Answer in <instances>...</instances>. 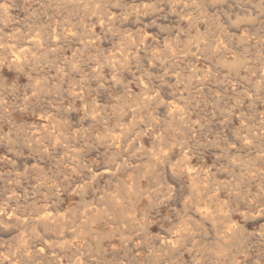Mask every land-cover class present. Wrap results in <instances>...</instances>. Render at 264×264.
<instances>
[{"label":"rangeland","instance_id":"rangeland-1","mask_svg":"<svg viewBox=\"0 0 264 264\" xmlns=\"http://www.w3.org/2000/svg\"><path fill=\"white\" fill-rule=\"evenodd\" d=\"M263 144L264 0H0V264H264Z\"/></svg>","mask_w":264,"mask_h":264},{"label":"bare ground","instance_id":"bare-ground-1","mask_svg":"<svg viewBox=\"0 0 264 264\" xmlns=\"http://www.w3.org/2000/svg\"><path fill=\"white\" fill-rule=\"evenodd\" d=\"M177 5H178V4H177ZM179 7H180V6H179ZM187 22H188V21H187ZM144 36H145V35H144ZM37 39H38V38H37ZM146 39H147V38H146ZM140 40H141V39H140ZM31 41H32V40H31ZM28 42H29V41H28ZM31 43H32V42H31ZM22 45H23V44H22ZM12 47H13V46H12ZM23 47H24V46H23ZM14 48H15V47H14ZM16 48H17V47H16ZM32 49H33V48H32ZM22 50H24V48H23ZM28 50H29V49H28ZM30 50H31V49H30ZM25 51H26V50H25ZM22 54H23V53H22ZM13 55H14V53H13ZM16 56H17V55H16ZM18 56H19V55H18ZM25 57H26V55H25ZM17 58H19V57H17ZM13 59H14V58H13ZM11 60H12V59H11ZM15 60H16V59H15ZM18 61H19V60H18ZM18 61H17V62H18ZM17 62H14V64L17 63ZM19 62H20V61H19ZM12 64H13V63H12ZM18 64H19V63H18ZM17 66H19V65H17ZM124 68H125V67H124ZM184 71H185V70H184ZM101 78H102V77H101ZM58 80H59V79H58ZM97 82H98V81H97ZM99 82H100V81H99ZM145 89H146V88H145ZM92 90H93V89H92ZM92 90H91V91H92ZM105 90H106V89H105ZM141 90H142V89H141ZM146 90H148V89H146ZM75 91H76V90H75ZM96 91H97V90H96ZM72 92H73V91H72ZM106 93H107V91H106ZM99 94H100V93H99ZM147 94H148V93H147ZM100 95H101V94H100ZM138 96H139V95H138ZM156 96H157V95H156ZM153 97H155V96H153ZM153 97H152V98H153ZM157 97H159V96H157ZM159 98H160V97H159ZM165 98H166V97H165ZM71 99H72V98H71ZM154 99H156V98H154ZM171 99H172V98H171ZM171 99H170V100H171ZM98 100H99V99H98ZM148 100H150V99H148ZM160 100H161V98H160ZM71 101H72V100H71ZM74 101H75V100H74ZM120 101H121V100H120ZM146 101H147V100H146ZM157 101H158V100H157ZM175 101H176V100H175ZM56 102H57V101H56ZM69 102H70V101H69ZM72 102H73V101H72ZM93 102H94V101H93ZM97 102H98V101H97ZM134 102H135V101H134ZM143 102H145V101H143ZM147 102H148V101H147ZM152 102H153V101H152ZM154 102H155V101H154ZM178 102L180 103V101H178ZM178 102H176V103H178ZM145 103H146V102H145ZM155 103H156V102H155ZM176 103H175V104H176ZM179 103H178V104H179ZM124 104H125V103H124ZM164 104H165V103H164ZM167 104H168V103H167ZM70 105H71V104H70ZM78 105H79V104H78ZM138 105H139V104H138ZM149 105H150V101H149ZM57 106H58V105H57ZM81 106H82V105H81ZM117 107H118V106H117ZM117 107H116V108H117ZM169 107H170V106H169ZM178 107H179V106H178ZM84 108H85V107H84ZM92 108H93V107H92ZM92 108H89V109H92ZM94 109H96V107H95ZM94 109L92 110V112L94 111ZM58 111H59V110H58ZM100 111H101V110H100ZM175 111H177V110L175 109ZM175 111H174V112H175ZM60 112H61V111H60ZM88 112H89V111H88ZM99 113H100V112H99ZM178 113H179V111H178ZM178 113H177V114H178ZM172 114H173V113H172ZM88 116H89V115H88ZM174 116H175V115H174ZM82 117H83V116H82ZM94 117H95V116H94ZM131 117H132V116H131ZM146 118H147V117H146ZM91 120H92V119H91ZM172 120H173V119H172ZM88 121H89V120H88ZM126 121H127V120H126ZM74 122H75V121H74ZM83 122H84V121H83ZM86 122H87V121H86ZM168 122H169V121H168ZM174 125H175V124H174ZM184 125H185V124H184ZM119 127H120V126H119ZM144 128H145V127H144ZM184 128H185V127H184ZM45 132H46V131H45ZM177 132H178V131H177ZM177 132H176V133H177ZM121 133H122V132H121ZM123 133H124V132H123ZM188 133H189V132H188ZM97 136H98V135H97ZM58 137H59V136H58ZM74 137H75V136H74ZM127 137H128V136H127ZM136 137H137V136H136ZM254 137H255V136H254ZM86 138H87V137H86ZM104 138H106V137H104ZM156 139H157V138H156ZM161 139H162V138H161ZM107 140H108V139H107ZM242 140H243V139H242ZM58 141H59V140H58ZM97 141H101V140H97ZM104 141H105V139H104ZM110 141H111V140H110ZM164 141H165V140H164ZM225 141H226V140H225ZM255 141H256V140H255ZM133 142H134V140H133ZM138 142H139V141H138ZM155 142H157V141H155ZM214 142H215V141H214ZM220 143H221V142H220ZM171 144H172V143H171ZM263 145H264V144H263ZM213 146H214V145H213ZM121 148H122V147H121ZM244 148H245V147H244ZM73 149H74V148H73ZM153 149H154V148H153ZM249 149H250V148H249ZM164 150H165V149H164ZM173 150H174V149H173ZM173 150H172V151H173ZM262 150H263V149H262ZM73 151H74V150H73ZM154 151H155V150H154ZM172 151H171V152H172ZM182 151H183V149H182ZM174 152H175V151H174ZM183 152H184V151H183ZM132 153H133V152H132ZM123 154H124V153H123ZM171 154H173V153H171ZM187 154H188V153H187ZM103 155H104V154H103ZM103 155H102V156H103ZM140 155H141V153H140ZM217 155H218V154H217ZM226 155H227V154H226ZM119 156H120V155H119ZM121 156H122V155H121ZM186 156H187V155H186ZM65 157H66V156H65ZM106 157H107V156H106ZM110 157H113V156H110ZM145 157H146V156H145ZM172 157H173V155H172ZM178 157H179V156H178ZM187 157H188V156H187ZM102 158H103V157H102ZM113 158H114V157H113ZM118 158H120V157H118ZM130 158H131V157H130ZM132 158H133V157H132ZM174 158H175V157H174ZM263 158H264V155H263ZM68 159H69V158H68ZM109 159H110V158H109ZM109 159H108V161H111V160H109ZM114 159H115V158H114ZM153 159H154V158H153ZM156 159H157V158H156ZM167 159H168V158H167ZM167 159H166V160H167ZM170 159H171V156H170ZM177 159H178V158H177ZM180 159H181V158H180ZM185 159H186V158H185ZM185 159H184V157H183V160H185ZM258 159H259V158H258ZM77 160H78V159H77ZM105 160H106V159H105ZM130 160H131V159H130ZM132 160H135V159L133 158ZM159 160H160V159H159ZM189 160L191 161V159H189ZM189 160H187V161H189ZM23 161H24V160H23ZM66 161H67V160H66ZM113 161H114V160H113ZM170 161H171V160H170ZM205 161H206V160H205ZM62 162H63V161H62ZM73 162H74V161H73ZM76 162H77V161H76ZM121 162H122V161H121ZM152 162H153V161H152ZM178 162H179V161H178ZM184 162H185V161H184ZM260 162H261V161H260ZM106 163H107V162H106ZM110 163H111V162H110ZM112 163H113V162H112ZM115 163H116V160H115ZM125 163H126V162H125ZM160 163H161V162H160ZM164 163H165V162H164ZM79 164H80V163H79ZM88 164H89V163H88ZM120 164H121V163H120ZM126 164H128V163H126ZM152 164H153V163H152ZM158 164H159V162H158ZM166 164H167V162H166ZM168 164H170L169 161H168ZM172 164H173V163H172ZM179 164H180V163H179ZM185 164H187V162H186ZM217 164H218V163H217ZM104 165H105V163H104ZM111 165H112V164H111ZM118 165H119V163H118ZM138 165H139V164H138ZM147 165H149V164H147ZM98 166H99V165H98ZM106 166H107V165H106ZM113 166H114V165H113ZM159 166H160V165H159ZM178 166H179V165H178ZM183 166H184V164H183ZM187 166H188V165H187ZM196 166H197V165H196ZM196 166H193V167H196ZM16 167H17V166H16ZM72 167H73V166H72ZM114 167H115V166H114ZM121 167H122V166H121ZM125 167H127V165H126ZM128 167H129V166H128ZM139 167H140V166H139ZM197 167H198V166H197ZM81 168H82V167H81ZM85 168H86V167H84L83 170H84ZM88 168H89V167H88ZM88 168H87V169H88ZM122 168H123V167H122ZM151 168H152V167H151ZM169 168H170V166H169ZM178 168H179V167H178ZM181 168H182V166H181ZM181 168H179V169H181ZM184 168H185V166H184ZM208 168H209V167H208ZM87 169H86V170H87ZM116 169H117V168H116ZM125 169H126V168H125ZM132 169H133V168H132ZM166 169H167V166H166ZM202 169H203V168H202ZM204 169H205V168H204ZM204 169H203V170H204ZM88 170H89V169H88ZM139 170H140V169H139ZM169 170H170V169H169ZM174 170H175V169H174ZM174 170H173V171H174ZM176 170H177V169H176ZM181 170H182V169H181ZM181 170H180V171H181ZM186 170H187V172L190 173V174H193V173L195 172V169H194V172L192 171L193 168H192L191 166H188V167L186 168ZM197 170H199V169H197ZM205 170H207V169H205ZM215 170H216V169H215ZM159 171H160V170H159ZM163 171H164V170H163ZM199 171H200V170H199ZM66 172H67V171H66ZM90 172H91V171H90ZM104 172H105V171H104ZM111 172H112V171H111ZM161 172H162V171H161ZM183 172H184V171H183ZM207 172H208V171H207ZM209 172H210V171H209ZM253 172H254V171H253ZM100 173H101V172L99 171V174H100ZM117 173H118V172H117ZM178 173H179V171H178ZM195 173H196V172H195ZM103 174H104V173H103ZM109 174H110V173H109ZM170 174H172V173H170ZM190 174H188V175H190ZM205 174H206V173H205ZM78 175H79V174H78ZM101 175H102V173H101ZM101 175H100V176H101ZM105 175H108V174L105 173ZM184 175H185V174H184ZM198 175H199V174H198ZM212 175H213V174H212ZM91 176H92V175H91ZM96 176H97V175H96ZM108 176H109V175H108ZM257 176H258V175H257ZM82 177H85V174H84V176H82ZM111 177H114V176H111ZM143 177H144V176H143ZM196 177H197V176H196ZM206 177H207V176H206ZM206 177H205V179H206ZM91 178H92V177H91ZM103 178H104V177H103ZM109 178H110V177H109ZM129 178H130V177H129ZM129 178H128V179H129ZM173 178H174V177H173ZM198 178H199V176H198ZM59 179H60V178H59ZM93 179H94V178H93ZM93 179H91V180H93ZM96 179H97V178H96ZM132 179H134V178L132 177ZM171 179H172V178H171ZM191 179H192V178H191ZM200 179H201V178H200ZM200 179H199V180H200ZM213 179H215V178H213ZM262 179H264V178H262ZM121 180H122V179H121ZM84 181H86V179H85ZM98 181H99V180H98ZM112 181H113V180H112ZM159 181H160V180H159ZM82 182H83V180H82ZM94 182H95V181H94ZM123 182H125V181H123ZM131 182H132V180H131ZM131 182H130V185H132ZM152 182H153V181H152ZM199 182H200V181H199ZM206 182H207V181H206ZM214 182H215V184H216V181H214ZM87 183H89V182H87ZM91 183H92V182H91ZM191 183H192V182H191ZM202 183H203V182H202ZM58 184H59V183H58ZM125 184H126V182H125ZM208 184H209V183H208ZM74 185H75V184H74ZM83 185H86V183L83 184ZM83 185H82V186H83ZM126 185H127V184H126ZM192 185L194 186L195 184H194V183L191 184V185H190V188H191ZM205 185H206V184H205ZM67 186H68V185H67ZM76 186H77V183H76ZM78 186H79V184H78ZM82 186H81V187H82ZM110 186H111V185H110ZM132 186H133V185H132ZM134 186H135V184H134ZM134 186H133V187H134ZM173 186H174V185H173ZM208 186H210V184H209ZM214 186H215V185H213V187H214ZM56 187H57V186H56ZM90 187H92V184H91ZM129 187H130V186L128 185V188H129ZM204 187H205V186H204ZM213 187H211V188L213 189ZM49 188H50V187H49ZM51 188H52V187H51ZM77 188H79V187H77ZM84 188H88V187H85V186H84ZM211 188H209V189H211ZM214 188H215V187H214ZM67 189H68V188H67ZM69 189H70V188H69ZM79 189H80V188H79ZM185 189H186V188H185ZM209 189H207L208 192L210 191ZM212 189H211V191H212ZM215 189H217V188H215ZM86 190H87V189H86ZM89 190H90V188H89ZM89 190H88V192H89ZM205 190H206V189H205ZM51 191H52V189H51ZM54 191H55V190H54ZM57 191H58V190H57ZM73 191H75V190H73ZM79 191H80V190H79ZM215 191L217 192V190H215ZM223 191H224V190H223ZM15 192H16V191H15ZM84 192H85V191H84ZM94 192H95V194H96V191H94ZM102 192H103V191H102ZM85 193H86V192H85ZM85 193H84V194H85ZM205 193H206V191H205ZM209 193H210V192H209ZM211 193H212V192H211ZM214 193H215V192H213V194H214ZM86 194H87V193H86ZM93 194H94V193H93ZM143 194H144V193H143ZM194 194H195V193H194ZM235 194H236V193H235ZM14 195H15V194H14ZM207 195H208V193H207ZM214 195H218V197H219V194H214ZM247 195H248V194H247ZM51 196H53V195H51ZM84 196H85V195H84ZM84 196H83V197H84ZM87 196H88V195H87ZM90 196L92 197V194H91ZM208 196H209V195H208ZM229 196H230V195H229ZM241 196H242V195H241ZM79 197H80V196H79ZM206 197H207V196H206ZM85 198H86V196H85ZM213 198H214V197H213ZM245 198H247V196H246ZM48 199H49V198H48ZM209 199H210V198H209ZM58 200H59V199H58ZM100 200H101V199H100ZM100 200H99V202L102 201V200H101V201H100ZM216 200H217V199H216ZM218 200H219V199H218ZM103 201H104V200H103ZM206 201H207V200H206ZM58 202H59V201H58ZM209 202H212V201H209ZM215 202H216V201H215ZM206 203H207V202H206ZM216 203H217V202H216ZM216 203H215V204H216ZM48 204H49V203H48ZM77 204H78V203H77ZM193 204H194V203H193ZM45 205H46V204H45ZM89 205H90V204H89ZM89 205H88V206H89ZM92 205H93V204H92ZM228 205H229V204H228ZM154 206H155V205H154ZM195 206H196V205H195ZM213 206H214V205L212 204V208H213ZM48 208H49V206H47V210H48ZM91 208H92V206H91ZM93 208H94V206H93ZM93 208H92V210H93ZM95 208H96V206H95ZM95 208H94V210H96ZM198 208H199V206H198ZM212 208H211V209H212ZM216 208H217V206H216ZM219 208H220V206H219ZM219 208H218V209H219ZM226 208H227V206H226ZM57 209H58V208H57ZM201 209H202V208H201ZM208 209H209V206H208ZM41 210H42V209H41ZM45 210H46V206H45ZM47 210H46V211H47ZM88 210H89V209H88ZM97 210H98V209H97ZM97 210H96V212H97ZM222 210H223V209H222ZM12 211H13V209H12ZM51 211H52V210H51ZM76 211H77V210H76ZM84 211H85V210H84ZM100 211H101V210H100ZM155 211H156V210H155ZM192 211H194V210H192ZM192 211H191V212H192ZM217 211H218V210H217ZM233 211H234V210H233ZM6 212H7V211H6ZM47 212H48V211H47ZM49 212H50V211H49ZM66 212H67V211H66ZM215 212H216V211H215ZM215 212H214V213H215ZM12 213H13V212H12ZM12 213H11V215H12ZM83 213H84V212H83ZM86 213H87V212H86ZM105 213H106V212H105ZM189 213H190V212H189ZM207 213H208V211L206 212V215H207ZM209 213H210V212H209ZM219 213H220V212H219ZM44 214H45V213H44ZM46 214H47V213H46ZM58 214H62V213L58 212ZM67 214H68V213H67ZM84 214H85V213H84ZM88 214H90V213H88ZM88 214H87V215H88ZM195 214H196V213H195ZM195 214H194V215H195ZM197 214H198V212H197ZM216 214H218V212H216ZM220 214H221V213H220ZM223 214H224V213H223ZM227 214H228V213H227ZM259 214H260V213H259ZM93 215H94V217H95V214H93ZM99 215H100V214H99ZM201 215H203V214H201ZM208 215H209V214H208ZM208 215H207V216H208ZM213 215H214V214H213ZM225 215H226V214H225ZM13 216H14V214H13ZM49 216H50V215H49ZM49 216H48V217H49ZM54 216H55V213H54ZM56 216H57V215H56ZM58 216H59V215H58ZM63 216H64V215H63ZM102 216H103V215H102ZM114 216H116V215H114ZM197 216H198V215H197ZM209 216H210V215H209ZM218 216H220V215L218 214ZM218 216H216V217H218ZM19 217H20V216H19ZM52 217H53V216H52ZM52 217H51V218H52ZM87 217H88V216H87ZM89 217H90V216H89ZM94 217H92V218H94ZM194 217H195V216H194ZM200 217H202V216H200ZM204 217H205V216H204ZM212 217H213V216H212ZM228 217H229V216H228ZM9 218H10V217H9ZM51 218H50V219H51ZM61 218H62V217H61ZM61 218H59V219L61 220ZM92 218H90V220H91ZM95 218L98 219V214H97V217H95ZM95 218H94L92 221H94ZM205 218H206V217H205ZM213 218H214V217H213ZM222 218H223V217H222ZM226 218H227V217H226ZM253 218H254V217H253ZM5 219H6V218H5ZM15 219H17V218H15ZM19 219H20V218H19ZM39 219H40V218H39ZM50 219H49V220H50ZM79 219H80V218H79ZM119 219H120V218H119ZM168 219H169V218H168ZM192 219H193V217H192ZM194 219H197V217L194 218ZM217 219H218V218H217ZM217 219H215V220H217ZM219 219H220V218H219ZM224 219H225V218H223V221H224ZM43 220H44V219H43ZM51 220H53V219H51ZM54 220L56 221L57 219H54ZM71 220H72V218H71ZM101 220H102V219H100V221H101ZM117 220H118V219H117ZM165 220H166V218H165ZM190 220H191V219H190ZM225 220H226V219H225ZM228 220H229V219H228ZM228 220H227V221H228ZM62 221H63V220H62ZM64 221H65V220H64ZM88 221H89V220H88ZM97 221H98V220H97ZM193 221H194V220H193ZM195 221H196V220H195ZM230 221H231V220H230ZM230 221H229V222H230ZM7 222H8V221H7ZM24 222H25V221H24ZM38 222H39V221H38ZM45 222H46V221H45ZM57 222H58V221H57ZM60 222H61V221H60ZM60 222H59V223H60ZM89 222H91V221H89ZM98 222H99V221H98ZM116 222H117V221H116ZM196 222H198V221H196ZM216 222H217V221H216ZM224 222H226V221H224ZM50 223H51V221H50ZM114 223H115V221H114ZM138 223H139V222H138ZM191 223H194V222L191 221ZM210 223H211V222H210ZM212 223H213V222H212ZM219 223H220V222H219ZM222 223H223V222H222ZM13 224H14V223H13ZM51 224H52V223H51ZM51 224H50V225H51ZM61 224H62V223H61ZM64 224H65V223H64ZM83 224H84V223H83ZM90 224H94V223H90ZM90 224L87 223V225H90ZM189 224H190V223H188V225H189ZM201 224H202V223H201ZM225 224H227V223H225ZM233 224H234V223H233ZM258 224H259V223H258ZM9 225H10V224H9ZM47 225H48V224H47ZM47 225H46V226H47ZM54 225H55V224H54ZM57 225H58V224H57ZM87 225H84V226H87ZM95 225H96V223H95ZM139 225H140V224H139ZM210 225L212 226V224H210ZM213 225H214V224H213ZM220 225H221V224H220ZM262 225H263V223H262ZM11 226H12V225H11ZM48 226H49V225H48ZM60 226H61V225H60ZM64 226H65V225H64ZM66 226H67V225H66ZM90 226H91V225H90ZM90 226H89V227H90ZM116 226H117V225H116ZM193 226H194V225H193ZM50 227H51V226H50ZM50 227H48V228H50ZM55 227H56V225H55ZM57 227H58V226H57ZM117 227H118V226H117ZM136 227H137V226H136ZM198 227H199V226H198ZM202 227H203V224H202ZM226 227H227V226H226ZM226 227H225V230H226ZM43 228H44V227H43ZM212 228H214V227H212ZM222 228H223V226H222ZM222 228L220 227L219 230L221 231ZM227 228H228V227H227ZM18 229H19V228H18ZM56 229H57V228H56ZM64 229H65V228H64ZM71 229H72V228H71ZM117 229H118V228H117ZM198 229H199V228H198ZM214 229H215V228H214ZM223 229H224V228H223ZM223 229H222V230H223ZM217 230H218V229H217ZM232 230H233V229H232ZM71 231H72V230H71ZM120 231H121V230H120ZM142 231H143V230H142ZM200 231H201V230H200ZM209 231H210V230H209ZM211 231H212V230H211ZM223 231H224V230H223ZM87 232H88V231H87ZM197 232H198V231H197ZM214 232H216V231H214ZM224 232H225V231H224ZM231 232H232V231H231ZM181 233H182V232H181ZM206 233H207V232H206ZM226 233H227V232H226ZM232 233H233V232H232ZM119 234H120V233H119ZM217 234H218V233H217ZM67 235H68V234H67ZM162 235H163V234H162ZM183 235H184V233H183ZM212 235H213V234H212ZM81 236L83 237V235H81ZM168 236H169V235H168ZM217 236H218V235H217ZM219 236H220V235H219ZM72 237H73V236H72ZM173 237H175V236H173ZM178 237H179V236H178ZM178 237H177V238H178ZM233 237H234V235H233ZM233 237H232V238H233ZM166 238H167V237H166ZM175 238H176V237H175ZM216 238H217V237H216ZM84 239H85V238H84ZM113 239H114V237H113ZM73 240H74V239H73ZM160 240H161V239H160ZM164 240H165V239H164ZM164 240H163V241H164ZM170 240H171V239H170ZM175 240H178V241H179L180 239H175ZM213 240H214V239H213ZM216 240H217V239H216ZM216 240H215V241H216ZM47 241H48V240H47ZM64 241H65V240H64ZM152 241H153V240H152ZM218 241H219V239H218ZM218 241H216V242H218ZM44 242H45V241H44ZM50 242H51V241H50ZM56 242H57V241H56ZM161 242H162V241H161ZM166 242H167V241L165 240V243H166ZM172 242H173V241H172ZM174 242H175V241H174ZM60 243H61V242H60ZM60 243H58V244H60ZM64 243H65V242H64ZM73 243H74V241H73ZM123 243H124V242H123ZM162 243H163V242H162ZM177 243H178V242H177ZM173 244H174V243H173ZM222 244H223V243H222ZM61 245H62V244H61ZM174 245H175V244H174ZM64 246H65V245H64ZM73 246H74V244H73ZM165 246H166V245H165ZM59 247H60V246H59ZM62 247H63V246H62ZM68 247H69V246H68ZM70 247H71V246H70ZM101 247H102V246H101ZM168 247H169V245H168ZM168 247H167V248H168ZM63 248H65V247H63ZM157 248H158V247H157ZM42 249H43V248H42ZM89 249H90V247H89ZM169 249H170V248H169ZM217 249H218V248H217ZM43 251H44V250H43ZM87 251H88V250H87ZM121 251H122V249H121ZM79 252H80V251H79ZM113 252H114V251H113ZM129 252H130V251H129ZM129 252H128V253H129ZM123 253H124V252H123ZM148 253H149V252H148ZM171 253H172V252H171ZM78 254H79V253H78ZM126 255H127V254H126ZM148 255H149V254H148ZM148 255H147V256H148ZM162 256H163V255H162ZM215 256H216V255H215ZM16 257H17V256H16ZM125 257H126V256H125ZM135 257H136V256H135ZM231 257H232V256H231ZM76 259H78V258H76ZM81 259H82V258H81ZM81 259H79V260H81ZM77 261H78V260H77ZM133 261H134V260H133ZM81 262H82V264H83V261H82V260H81ZM165 262H166V261H165ZM72 263H73V262H72ZM151 263H152V262H151ZM227 263H228V262H227ZM69 264H70V263H69ZM164 264H166V263H164ZM217 264H218V263H217ZM237 264H238V263H237Z\"/></svg>","mask_w":264,"mask_h":264}]
</instances>
